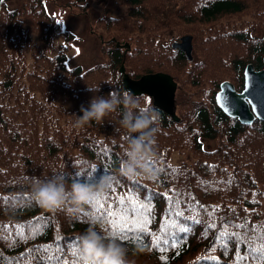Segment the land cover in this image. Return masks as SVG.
<instances>
[{
	"label": "trees",
	"instance_id": "trees-1",
	"mask_svg": "<svg viewBox=\"0 0 264 264\" xmlns=\"http://www.w3.org/2000/svg\"><path fill=\"white\" fill-rule=\"evenodd\" d=\"M21 3L15 10L0 4V264H47L58 246L64 248L59 259L73 264L67 245L88 227L112 232L107 209H127L130 220L148 222L145 234L115 236L135 264H236L237 251L244 255L246 246L220 237L225 231L251 235L264 222V119L249 124L228 115L216 93L224 79L241 90L248 62L263 67L264 0H102L96 27L106 40L105 60L86 70L67 66L64 46L52 53L61 31L42 0ZM185 33L195 36L192 60L172 46ZM117 41H130L132 48L125 53ZM123 61L133 77L166 71L178 81L180 121L144 94L162 114L155 179L121 174V116L77 124L81 106L94 95L125 91ZM88 86L102 90L93 93ZM203 138L215 145L204 146ZM175 149L189 150L192 161L173 162ZM102 174L114 177L103 208L88 205L71 216L42 208L29 195L33 177L63 175L71 184ZM133 200L146 213L143 207L133 211ZM246 221L248 229L234 227Z\"/></svg>",
	"mask_w": 264,
	"mask_h": 264
},
{
	"label": "clouds",
	"instance_id": "clouds-1",
	"mask_svg": "<svg viewBox=\"0 0 264 264\" xmlns=\"http://www.w3.org/2000/svg\"><path fill=\"white\" fill-rule=\"evenodd\" d=\"M101 90V86H88V91L93 93ZM80 111L83 114L77 116V124L102 122L113 113L121 116L118 123L125 130L126 140L121 174L130 179L157 177L158 171L153 167L157 159L154 146L162 114L146 95H136L131 90L111 91L107 97L94 95L89 105H82ZM113 179L111 175L102 174L91 181L78 178L68 184L63 175L44 179L33 177L29 195L42 208L65 209L75 216L85 206L101 199L112 186ZM78 250L80 264H135L129 258L128 248L117 237L97 230L94 224L80 234Z\"/></svg>",
	"mask_w": 264,
	"mask_h": 264
},
{
	"label": "water",
	"instance_id": "water-1",
	"mask_svg": "<svg viewBox=\"0 0 264 264\" xmlns=\"http://www.w3.org/2000/svg\"><path fill=\"white\" fill-rule=\"evenodd\" d=\"M174 45L180 46L189 57H192V35L183 36L182 41H176ZM124 87L135 94L152 95L156 105L178 118L175 102L177 83L170 73L163 71L147 73L139 79L125 74ZM217 99L228 114L238 116L243 122L251 123L256 116L264 118V67L255 69L252 63L246 66L245 87L242 91L237 90L230 80H224Z\"/></svg>",
	"mask_w": 264,
	"mask_h": 264
},
{
	"label": "snow or ice",
	"instance_id": "snow-or-ice-1",
	"mask_svg": "<svg viewBox=\"0 0 264 264\" xmlns=\"http://www.w3.org/2000/svg\"><path fill=\"white\" fill-rule=\"evenodd\" d=\"M249 103H251V101H249ZM104 199H106V197H104ZM132 203L134 205L132 209L133 211L139 213L140 208L143 207L144 212L146 213L147 211L146 207L139 205L138 202L135 200H133ZM120 204L121 205L124 204L123 197H120ZM92 206L103 208L104 205L102 199L94 201L92 203ZM107 212L109 217H112L109 223L111 224L112 227L111 234L113 236H118L119 238L124 239L126 232H131L134 230L138 231L140 234L146 233L148 222L146 220L141 222L140 219L130 220L127 209H122L119 212H113L111 211V209H107ZM177 215H180V213H177ZM116 217H119V220H117ZM94 218L99 219V217H94ZM193 223H199V220L194 219ZM129 224H131L132 227H128ZM173 226L178 227L179 231H182L184 233H187L190 230L188 227H180L179 225H173ZM234 227L241 229H248V223L246 221L243 224L234 225ZM250 231L252 233L251 235L249 234L248 231H245L243 234L240 232L229 233L227 231L221 233L220 239L227 240L228 242H235L238 247L240 245L246 246V252L244 255H241L240 252L237 251L236 264H247L249 259L256 262V264H264V222H261L260 225L253 226ZM172 238L173 239L176 238L175 232L172 233ZM164 243H168V240L165 239ZM78 245H79V239H77L76 242L67 245L68 251L72 254L73 257H75L73 264H80ZM157 246H159V242L157 243ZM222 247H224L225 251H227L226 243L222 244ZM50 250L51 249L49 248V249H45L44 251L47 252ZM37 251H39V249ZM63 252H64V248L58 246L56 248L57 256L54 258L48 257L47 264H51L52 259L56 260V264H67V261H61L59 259V254Z\"/></svg>",
	"mask_w": 264,
	"mask_h": 264
},
{
	"label": "rangeland",
	"instance_id": "rangeland-1",
	"mask_svg": "<svg viewBox=\"0 0 264 264\" xmlns=\"http://www.w3.org/2000/svg\"><path fill=\"white\" fill-rule=\"evenodd\" d=\"M59 3H65L68 0H58ZM15 3V0H11ZM100 0H95L89 13H78L70 8L63 7L55 2H48L47 8L50 13L56 14L62 21L65 28L71 29L76 37L68 50V63L70 65H81L84 68L93 65L101 60V40L99 36L92 31V25L95 18L100 13ZM62 36H58L56 41L61 42ZM204 144L212 147L215 145L214 139L204 138ZM171 160L175 163L187 161L190 163L192 157L188 151H174Z\"/></svg>",
	"mask_w": 264,
	"mask_h": 264
}]
</instances>
